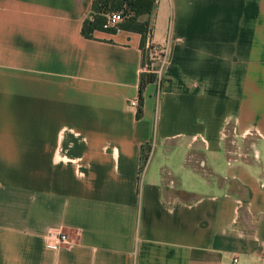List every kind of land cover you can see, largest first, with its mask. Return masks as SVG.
Returning <instances> with one entry per match:
<instances>
[{
  "label": "crops",
  "instance_id": "crops-1",
  "mask_svg": "<svg viewBox=\"0 0 264 264\" xmlns=\"http://www.w3.org/2000/svg\"><path fill=\"white\" fill-rule=\"evenodd\" d=\"M90 6L0 0V264H264V0H157L139 117L140 34Z\"/></svg>",
  "mask_w": 264,
  "mask_h": 264
},
{
  "label": "trees",
  "instance_id": "trees-1",
  "mask_svg": "<svg viewBox=\"0 0 264 264\" xmlns=\"http://www.w3.org/2000/svg\"><path fill=\"white\" fill-rule=\"evenodd\" d=\"M157 5V0H91L88 15L83 19L81 32L84 36L92 37L96 29L115 32L117 29H126L140 34L141 66L148 62V49L145 41L148 31L152 28V17ZM117 11L121 19L113 25H105L109 13ZM156 73L142 69L139 76V87L136 102V116L139 117L143 111V91L149 82L156 81ZM150 146L142 145L140 170L144 168L149 153Z\"/></svg>",
  "mask_w": 264,
  "mask_h": 264
},
{
  "label": "built area",
  "instance_id": "built-area-1",
  "mask_svg": "<svg viewBox=\"0 0 264 264\" xmlns=\"http://www.w3.org/2000/svg\"><path fill=\"white\" fill-rule=\"evenodd\" d=\"M121 19L120 13L117 11H113L108 14L106 24L105 25H113L115 24L118 20ZM145 47L148 49L149 57H148V62L146 65L142 67V69L150 70L154 73H156L157 78L156 82L159 88L160 84V68H156V61L159 62V64H163L166 60V54L168 51V46L167 44H160V43H155L152 42L151 40V30L148 31L146 41H145ZM151 153V151H150ZM149 153V156H150ZM255 156L257 155L256 152H254ZM149 159V158H148ZM148 161V160H147ZM147 164V162H146ZM144 164V167L146 166ZM56 236L48 241H46V245L50 248H58L61 245L68 244L70 242V238L67 233L59 230L57 233H55Z\"/></svg>",
  "mask_w": 264,
  "mask_h": 264
}]
</instances>
